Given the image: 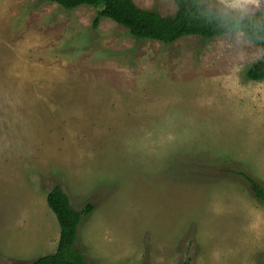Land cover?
Wrapping results in <instances>:
<instances>
[{"label": "rangeland", "instance_id": "374dc122", "mask_svg": "<svg viewBox=\"0 0 264 264\" xmlns=\"http://www.w3.org/2000/svg\"><path fill=\"white\" fill-rule=\"evenodd\" d=\"M99 7L0 0V264L56 250L55 185L92 206L76 240L91 263L264 264V203L238 174L264 187V78L245 75L262 49L93 28Z\"/></svg>", "mask_w": 264, "mask_h": 264}, {"label": "trees", "instance_id": "16d2710c", "mask_svg": "<svg viewBox=\"0 0 264 264\" xmlns=\"http://www.w3.org/2000/svg\"><path fill=\"white\" fill-rule=\"evenodd\" d=\"M56 3L65 10H73L82 5L97 8L92 27H97L101 18H108L125 27L129 34L140 39L158 40L165 44L174 42L184 36H199L209 40L224 34H230L235 27L242 28L249 36V41L262 49L261 56L252 61L245 75L251 80L264 78V18L258 15L243 22L209 20L199 17L201 11L208 7L204 0H173L176 10L171 16H162L155 10L143 9L132 0H44ZM254 197L264 203V187L244 173ZM46 204L53 212L59 225L56 250L39 256L27 264H94L88 261L77 249V231L82 216L90 213L92 206L86 203L80 210H75L63 189L53 186L46 194Z\"/></svg>", "mask_w": 264, "mask_h": 264}, {"label": "clouds", "instance_id": "9594fccd", "mask_svg": "<svg viewBox=\"0 0 264 264\" xmlns=\"http://www.w3.org/2000/svg\"><path fill=\"white\" fill-rule=\"evenodd\" d=\"M210 3L209 9L199 13L201 19L231 21L235 18L243 22L255 17L256 12L264 5V0H210ZM231 36L237 43H246L249 39L248 34L240 27H235Z\"/></svg>", "mask_w": 264, "mask_h": 264}]
</instances>
